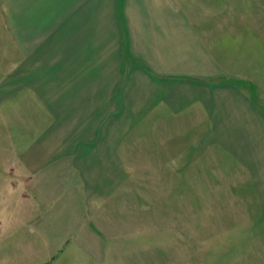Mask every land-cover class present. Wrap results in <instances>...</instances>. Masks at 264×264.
Listing matches in <instances>:
<instances>
[{"label": "crops", "instance_id": "1", "mask_svg": "<svg viewBox=\"0 0 264 264\" xmlns=\"http://www.w3.org/2000/svg\"><path fill=\"white\" fill-rule=\"evenodd\" d=\"M24 2L5 4L14 50L0 54V108L23 124L10 178L39 225L23 264H75L58 260L75 233L101 264H132L128 247L161 235L237 237L226 251L264 264V109L188 3Z\"/></svg>", "mask_w": 264, "mask_h": 264}, {"label": "rangeland", "instance_id": "2", "mask_svg": "<svg viewBox=\"0 0 264 264\" xmlns=\"http://www.w3.org/2000/svg\"><path fill=\"white\" fill-rule=\"evenodd\" d=\"M183 1L186 4L187 1ZM7 3L22 13L25 2L0 0V54L14 50L9 39L11 22L5 18ZM187 3L191 7L192 17L207 32L209 42L217 46L224 66L231 71L232 77L236 76L235 79L251 91L257 104L264 109V0H188ZM2 96L7 98L8 93L0 92V99ZM11 99L15 97L9 96ZM10 110L6 106L0 108V264H23L35 252L17 251V245L27 237L29 228L39 230V225L35 221L32 224L25 222L24 210L28 205H35L30 201L31 193L24 187V180L10 178L14 172L8 163L17 160L11 152H14V147L22 148L24 145L23 133L19 129L23 124L16 120V114L13 115ZM66 191L60 194V200H64ZM60 210H65L64 206L56 211ZM11 213L13 216H10ZM70 230L65 232L70 234ZM157 238L158 244L145 246L143 251H139L137 246L128 247L130 251L134 250L128 252L132 264H237L244 257L243 264H252L250 260L247 262V252L237 253L235 248L226 251L230 247L226 245L237 240V237L161 235ZM241 238V248L246 247L251 237ZM68 239L69 243L58 260L67 259L75 264H101L95 254H90L79 245L76 233ZM135 257L139 258L138 261Z\"/></svg>", "mask_w": 264, "mask_h": 264}]
</instances>
